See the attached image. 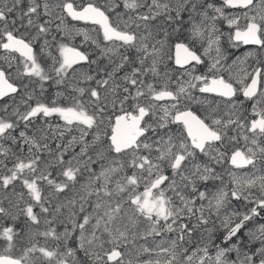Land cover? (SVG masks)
Wrapping results in <instances>:
<instances>
[{
  "label": "snow or ice",
  "instance_id": "obj_1",
  "mask_svg": "<svg viewBox=\"0 0 264 264\" xmlns=\"http://www.w3.org/2000/svg\"><path fill=\"white\" fill-rule=\"evenodd\" d=\"M0 264H264V0H0Z\"/></svg>",
  "mask_w": 264,
  "mask_h": 264
},
{
  "label": "flooded vegetation",
  "instance_id": "obj_2",
  "mask_svg": "<svg viewBox=\"0 0 264 264\" xmlns=\"http://www.w3.org/2000/svg\"><path fill=\"white\" fill-rule=\"evenodd\" d=\"M217 2L222 3V0H217ZM241 23H243V21H241ZM78 26L85 27V25H82V24H80ZM221 27H222L223 31H225V32L228 31L226 24L221 25ZM80 39H82V38H80V37L77 38L78 41ZM222 44L224 45L225 48H227L228 52L230 53L229 54V62L236 60L237 58L243 57L246 52L251 51L254 48V46H252V45H241L239 48H232L230 45L227 44V38L226 37L222 41ZM197 47H199V46H197ZM247 64L251 67H255L256 61L254 58H249L247 61ZM251 67L249 68V70H251ZM238 70L239 69H234V71H238ZM224 74H225V76H227V73H224ZM49 91H50V94L53 92V90H51V89ZM240 211H244V208L241 207Z\"/></svg>",
  "mask_w": 264,
  "mask_h": 264
},
{
  "label": "rangeland",
  "instance_id": "obj_3",
  "mask_svg": "<svg viewBox=\"0 0 264 264\" xmlns=\"http://www.w3.org/2000/svg\"><path fill=\"white\" fill-rule=\"evenodd\" d=\"M216 3H217V4H220L221 2L219 3V2H217V0H216ZM141 190H142V189H141Z\"/></svg>",
  "mask_w": 264,
  "mask_h": 264
}]
</instances>
